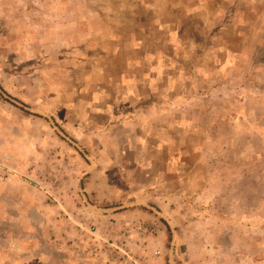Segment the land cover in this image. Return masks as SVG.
I'll list each match as a JSON object with an SVG mask.
<instances>
[{"label": "rangeland", "instance_id": "obj_1", "mask_svg": "<svg viewBox=\"0 0 264 264\" xmlns=\"http://www.w3.org/2000/svg\"><path fill=\"white\" fill-rule=\"evenodd\" d=\"M0 264H264V0H0Z\"/></svg>", "mask_w": 264, "mask_h": 264}]
</instances>
